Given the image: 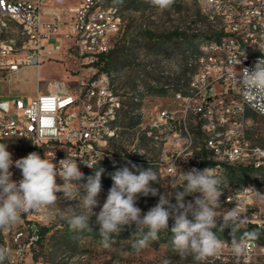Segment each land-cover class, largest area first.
I'll use <instances>...</instances> for the list:
<instances>
[{"label": "built area", "instance_id": "2783aa9c", "mask_svg": "<svg viewBox=\"0 0 264 264\" xmlns=\"http://www.w3.org/2000/svg\"><path fill=\"white\" fill-rule=\"evenodd\" d=\"M50 1L0 0V73L10 77L28 67L40 68L45 60L62 58L68 63L72 60L78 72L75 87L69 91L65 85L66 92L56 89L31 99H0V133L10 132L11 141H15L14 132L32 135L34 152L49 160L54 153L57 165L67 156L114 162L110 118H118L122 101L111 72L101 71L100 66L125 30L124 14L116 15L114 0H78L64 14L48 11ZM199 7L212 29L208 38H213V46L208 49L219 50V57L208 56V49L195 57L191 93L176 94L185 103L183 115L176 109L158 111L152 127L159 134L150 129L145 135L163 148L157 159H147V163L160 166L171 180L177 171L199 169L205 150L217 175L235 168L264 173V146L252 144L246 135L253 123L248 112L262 118L264 114L253 107L257 101L242 91L236 79L240 70L252 68L264 56L260 51L264 49V0H199ZM5 14H13L16 27L2 23ZM25 28H32V36H25ZM234 58H241L242 63L233 65ZM188 114L194 115V134L203 139L204 147L197 155L186 147L180 159L176 149ZM168 135L178 140L173 153L167 149ZM256 195L253 186L225 195L223 203L230 206L225 212L238 206L246 217L243 225L264 228V209L256 204ZM36 240L32 237L30 244ZM258 248L259 243L249 248L248 255L242 256L244 264L252 262Z\"/></svg>", "mask_w": 264, "mask_h": 264}, {"label": "rangeland", "instance_id": "374dc122", "mask_svg": "<svg viewBox=\"0 0 264 264\" xmlns=\"http://www.w3.org/2000/svg\"><path fill=\"white\" fill-rule=\"evenodd\" d=\"M77 3L78 0H53L48 6L64 14ZM117 5L121 15L124 14L125 30L115 45L116 52L111 56L107 69L111 72L114 90L122 101L117 122L110 128V133L117 135L110 146L118 159V164L116 166L103 164L96 167L104 169L99 204L102 206L105 202L108 190L112 186L110 174L125 166L135 171L131 169V164L145 169L151 166L159 176V184L153 183L152 187L157 188L160 194H168L174 204V192L183 189L173 190L170 187V179L164 176L161 167L147 163V159L159 157L163 145L156 147L151 139L146 138L145 131L152 129L155 134H159V130L153 128L152 124L161 109H176L180 116L183 115L185 103L176 98L178 93L176 89L178 88L183 96L191 93L189 84L195 69L193 61L205 40L204 36L209 35L212 29L201 15L199 0H175L169 9L163 11L152 6L148 0H123V3ZM72 62V60L69 62L71 69L67 68L66 71L64 62L51 60L52 64L45 66L49 76L43 80L46 83L51 79L56 83L62 80L58 87L64 90L67 83L69 87L67 90L72 91L78 76ZM67 72H70V75ZM7 84L15 94L27 97L36 92L35 72L27 70L11 78ZM248 115L253 123L246 131L247 138L254 145L264 146V118L251 111ZM194 131V115L188 114L182 125L181 138L178 141L168 135L167 149L173 153L174 145L178 141L180 147L176 150L181 152L180 159H184L186 147L197 155L198 150L203 149L204 141L196 137ZM0 143H8V151L12 153L14 161L33 152L32 144L25 141ZM96 168L82 172L87 177L93 175ZM10 171L13 173V180L22 177L21 171L14 165ZM219 176L223 178V183L222 195L219 198L221 208L217 209V227L222 228L220 218L226 209L230 208L223 203L224 196L238 189L253 186L257 190L256 204L264 209V189L259 191V187L264 186V173L257 174L251 170L235 168ZM57 183L62 184L63 181ZM58 195L61 198L57 206L31 211L27 216V220L51 229L45 240L34 247L33 252H28L27 242L30 241L28 232L25 231L20 237L16 234L18 230L27 228L23 218L12 230L0 232V245L11 250L10 259L6 264H163L165 260L169 264H244L242 256L234 255L231 248H222L216 256L200 262L195 261L191 254L181 255L173 249L171 243L173 219L169 220L167 232H161L158 241L151 242L148 248L140 252L131 247L137 236L134 232L135 225L130 228L124 226L125 230L116 237V243L111 248L104 249L100 245L101 237L98 226L95 225V216L92 217L93 231H71L62 218L61 210L75 206L78 202L64 200L62 193ZM196 196H200V193L186 196L185 201H194ZM158 201L159 195L140 196L137 207L143 214ZM94 211L98 213L100 207H96ZM189 219L192 217L189 216ZM213 231L215 232V229ZM227 239L226 242L230 245L231 234ZM258 242L260 248L256 250L250 264H264V238H259Z\"/></svg>", "mask_w": 264, "mask_h": 264}, {"label": "clouds", "instance_id": "9594fccd", "mask_svg": "<svg viewBox=\"0 0 264 264\" xmlns=\"http://www.w3.org/2000/svg\"><path fill=\"white\" fill-rule=\"evenodd\" d=\"M148 2L163 11L169 9L175 0ZM114 3L121 4L123 0H114ZM260 51L264 53V49L260 48ZM243 57L246 58L245 54ZM241 63V58L232 60L235 66ZM239 73L236 79L242 91L257 101L253 107L264 114V56L258 58L252 68H243ZM53 159L49 160L46 156L41 158L37 152H30L14 161L12 153L8 151V143H0V231L15 228L24 214L57 206L61 198L58 194L62 193L64 200L78 202L61 210L69 229L91 232L94 230L92 217L95 216L100 245L104 249L116 243V237L125 230L124 226L130 228L135 225L137 236L131 247L140 252L148 248L151 242L158 241L161 232H167L170 219L174 220L171 227L173 249L181 255L191 254L197 262L216 256L224 246L231 247L237 257H246L249 248L259 238L256 231H245L239 239L235 238V231L246 223V217L238 211V206L229 209L220 218L222 229H231V244L222 241L213 231L217 228V209L221 208L219 198L223 178L212 167L177 171L170 180V187L183 190L174 192V204L168 194H160L157 188L152 187L153 183L159 184V176L151 166L145 169L131 164V169L135 171L127 166L122 167L110 174L113 183L100 206L98 198L102 192L104 169L96 168L93 175L85 177L75 157L67 156L58 165L53 163ZM81 160L88 167H93L88 161ZM13 165L21 171L19 181L12 179L10 169ZM57 177L63 181L62 184L57 183ZM194 193H200V196L186 202L185 197ZM149 195H159V201L142 214L137 200L140 196ZM98 206L100 211L97 213L94 209ZM10 256L11 250L0 245V264H6ZM163 264L169 262L165 260Z\"/></svg>", "mask_w": 264, "mask_h": 264}, {"label": "trees", "instance_id": "16d2710c", "mask_svg": "<svg viewBox=\"0 0 264 264\" xmlns=\"http://www.w3.org/2000/svg\"><path fill=\"white\" fill-rule=\"evenodd\" d=\"M116 6H118V5L116 4ZM204 38L205 39L208 38V35H205ZM115 52H116V50L113 49L108 55L104 56V58H103L104 63H103V65L100 66L101 71H108V69H107L108 62H109L111 56ZM176 92H179L178 88L176 89ZM33 152H34V149H33ZM213 166H214V163L211 160L207 159V155H206V152L204 150L203 159H202L201 165L199 166V169L203 170L206 167H213ZM230 170H232V169H230ZM23 220H24L27 228H22V229L18 230L16 232V234L24 233L25 231H27L30 239L32 237H37V240L33 241L31 244H30V241L27 242V244H30L28 252H33L34 247L37 244H41L45 240V238L47 237V235L49 234L51 229H50V227L41 226L38 223H34V222L27 220L26 216H23ZM245 231H249V232L250 231H256L259 234V238H264V228H260L255 224H247V225L240 226L239 229L237 231H235L234 236L241 237V235ZM0 232H2V231H0ZM215 232L221 240L226 241V240H228L227 237L231 234V229L230 228L222 229V228L217 227L215 229ZM258 239L256 240L257 242H258Z\"/></svg>", "mask_w": 264, "mask_h": 264}, {"label": "bare ground", "instance_id": "6f19581e", "mask_svg": "<svg viewBox=\"0 0 264 264\" xmlns=\"http://www.w3.org/2000/svg\"><path fill=\"white\" fill-rule=\"evenodd\" d=\"M116 15H121V12L118 10L117 6H116ZM2 23H4L6 27H16V20L13 18V14H5V16H2ZM25 36H32V28H25ZM210 46H213V38H206L201 43L198 53L196 54L195 57L201 56V51L208 49V47ZM208 56L219 57V50L208 49ZM116 122H117V118H110V128L114 126ZM116 136L117 135L114 136V140ZM14 140L15 141H25V142L32 144V135H23L22 132H14ZM0 141H3V142L11 141V133L10 132L0 133ZM75 158H76V162L81 171L87 170V169H94L103 164H110L112 166H116L118 164L117 157L114 162H111L110 160H106V159H93V160H88V163L93 166L92 168H90L87 166L86 163L82 162L81 159H83V157H75ZM83 161H85V159H83ZM57 181H62V180L59 177H57ZM254 243H257V241H254Z\"/></svg>", "mask_w": 264, "mask_h": 264}, {"label": "crops", "instance_id": "0c3cea01", "mask_svg": "<svg viewBox=\"0 0 264 264\" xmlns=\"http://www.w3.org/2000/svg\"><path fill=\"white\" fill-rule=\"evenodd\" d=\"M52 1L53 0H51L50 2H52ZM47 9L50 12L54 11V9L49 8V6H47ZM50 44L54 45V41H51ZM53 59H56V58L45 60L40 68L28 67V68L21 70L18 73H14L10 77H8V76L6 77L0 73V99H12L15 97H22V98L26 97L24 95L20 96V95L15 94L13 92V89L7 84V81L11 80V78H14V77L21 75L22 73L26 72L27 70H30L31 72H35V80L37 82V88H36L35 93L28 95L25 99H31L40 93H47L49 91H54L56 89H60V87H58L59 86L58 83L61 82L62 80H59V82H57V83L52 81L54 79H51V81H49L48 83H46L43 80L44 77L49 76V73L47 71V68H45V66L52 64V63H50V61ZM56 60L57 61L59 60V61L65 63L64 68L66 71H67V68L71 69V67L69 66V63L67 61H65L64 59L60 58V59H56ZM67 73H68V75H70V72H67ZM65 85H67V83H65Z\"/></svg>", "mask_w": 264, "mask_h": 264}]
</instances>
